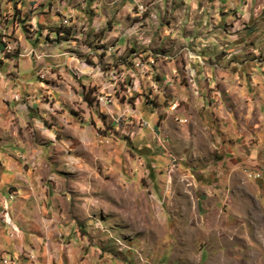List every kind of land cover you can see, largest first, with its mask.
<instances>
[{"label":"rangeland","instance_id":"obj_1","mask_svg":"<svg viewBox=\"0 0 264 264\" xmlns=\"http://www.w3.org/2000/svg\"><path fill=\"white\" fill-rule=\"evenodd\" d=\"M43 6L56 23L37 26L44 33L36 35L31 11L14 9L22 34L0 38L3 55L20 75L31 65L47 93H78L39 101L67 106L85 123L98 118L102 151L116 140L124 146L120 161L101 151L95 179L79 196L111 257L264 264V0L31 7L41 13ZM18 40L34 41L35 51Z\"/></svg>","mask_w":264,"mask_h":264},{"label":"crops","instance_id":"obj_2","mask_svg":"<svg viewBox=\"0 0 264 264\" xmlns=\"http://www.w3.org/2000/svg\"><path fill=\"white\" fill-rule=\"evenodd\" d=\"M39 1L0 0V38L22 34L14 20V9L21 6L31 11L36 30L56 23L45 6L41 13L31 7ZM18 43L25 51L36 49L34 41ZM3 48L0 44V264H117L107 235L92 227L93 209L84 210L79 197L86 185L90 189L101 160L104 139L97 133L102 123L98 118L85 123L67 106L41 103L47 94L68 98L78 93H47L32 76L31 65L20 75V65L4 57ZM13 71L16 76L5 77ZM80 109L90 119L88 107ZM104 148L120 161V141Z\"/></svg>","mask_w":264,"mask_h":264},{"label":"built area","instance_id":"obj_3","mask_svg":"<svg viewBox=\"0 0 264 264\" xmlns=\"http://www.w3.org/2000/svg\"><path fill=\"white\" fill-rule=\"evenodd\" d=\"M249 173L252 174V177L255 180H258V179H260L262 177V174L258 170H255V171L249 172ZM2 263L6 264L7 261L6 260H2Z\"/></svg>","mask_w":264,"mask_h":264},{"label":"trees","instance_id":"obj_4","mask_svg":"<svg viewBox=\"0 0 264 264\" xmlns=\"http://www.w3.org/2000/svg\"><path fill=\"white\" fill-rule=\"evenodd\" d=\"M1 44V43H0ZM11 57V56H8ZM85 101L89 104V99L87 98V96H84Z\"/></svg>","mask_w":264,"mask_h":264}]
</instances>
